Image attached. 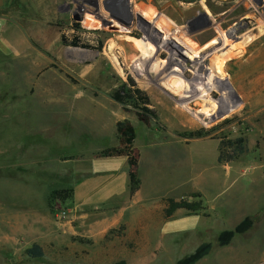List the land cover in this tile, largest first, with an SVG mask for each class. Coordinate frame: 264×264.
I'll return each mask as SVG.
<instances>
[{"label": "rangeland", "instance_id": "374dc122", "mask_svg": "<svg viewBox=\"0 0 264 264\" xmlns=\"http://www.w3.org/2000/svg\"><path fill=\"white\" fill-rule=\"evenodd\" d=\"M103 17L133 31L107 28ZM234 27L236 33L225 32ZM263 36L264 0H0V264H176L205 243L209 249L193 264H264ZM122 39L146 47L129 53ZM207 48L202 62L198 54ZM139 53L154 54L157 70H139ZM220 58L223 72L210 64ZM171 59L181 69L168 67ZM213 74L228 83L226 99L211 85ZM175 76L204 100L187 108L170 85ZM124 82L146 93L148 123L112 98ZM125 119L134 127L140 164L128 193L139 197L123 212L126 221L108 232L121 241L96 258L76 246L108 241L74 242L73 249L59 223L66 199L48 197L56 244L44 240L39 257L26 254L30 242L20 234L8 245L4 231L32 215L25 192L42 211L44 193L75 182L67 172L103 177L116 168L112 158L64 160L111 144L116 122ZM239 137L244 150L218 161ZM174 202L187 206L171 210ZM245 217L246 230L219 240Z\"/></svg>", "mask_w": 264, "mask_h": 264}, {"label": "crops", "instance_id": "0c3cea01", "mask_svg": "<svg viewBox=\"0 0 264 264\" xmlns=\"http://www.w3.org/2000/svg\"><path fill=\"white\" fill-rule=\"evenodd\" d=\"M151 143L154 144L153 142ZM135 144L136 133L133 141V147L135 150H137ZM117 145L118 138L114 139L111 144H104L94 147L88 151L81 150L77 154L68 155L64 160L66 161L69 159H85L95 157L112 158L118 162L116 168L109 170L108 173L110 174H107L103 177L100 176L99 172H92L88 170L80 171L78 168L67 172L71 178L75 177L76 180L75 182L72 181L71 184L64 187L72 188L73 194L70 198L66 199L64 202H61L62 206L64 205V207L59 210V213L61 214V217H66V220L63 223H59L66 227L70 241L73 242L72 248L74 249L76 243H87L88 246H90L89 244L92 242H101L105 240L109 242H106V246L103 245L99 246L98 248H89L85 245L81 247L80 245L79 247L76 246L77 249L80 248L84 253H86L88 258H96L97 253L102 250L108 252L111 251L112 247L110 244L117 240L121 241V234L115 235L114 238L111 239V237L108 236V232L116 228L120 223L124 222L125 218L123 216V212L131 207L130 203L134 202V204H136L138 202V192L135 193L134 197L128 193L132 175L127 156L101 154L103 149ZM117 172L119 173L117 174ZM121 172L124 173L121 174ZM81 178L84 180L79 183L78 181ZM27 192L31 193L30 191ZM50 192H46L43 195L44 209L42 211L37 208H33L31 202L34 198L31 196H26L27 193H24L25 200L30 204L29 207L33 209L31 212L32 215L31 217L28 216L25 218L22 225L14 224L16 227L12 225L13 227L11 226V228H8L6 231H4V236L7 238L5 241H7L8 245L13 241L11 235H18L19 237V234L23 238L27 237L28 241L30 242L28 246L26 245V248L30 247V245L33 243H36L39 244L43 249L42 242L44 240L52 244L53 242L56 244L57 239H55L50 231L51 222L53 221L51 213L48 209V197ZM112 199L115 200L114 203L110 202ZM116 210H119L120 213H115ZM22 226L26 227V231ZM44 228H46L45 231L48 233L44 234ZM0 242L3 244L2 240H0Z\"/></svg>", "mask_w": 264, "mask_h": 264}, {"label": "trees", "instance_id": "16d2710c", "mask_svg": "<svg viewBox=\"0 0 264 264\" xmlns=\"http://www.w3.org/2000/svg\"><path fill=\"white\" fill-rule=\"evenodd\" d=\"M112 98L119 103L130 104L133 108L136 109L138 118L144 123H148L149 114L152 110L148 109L147 105L149 104V99L146 93L137 88L130 87L126 82L122 83L120 87L113 91ZM151 114V113H150ZM116 135L118 138V146L108 147L101 151V154L104 155H126L128 158V164L130 166V171L133 177L137 172V162H138V154L137 150L133 147V141L135 138V131L133 125L127 120H119L116 122ZM192 136L200 137L202 136L200 133L195 132L191 133ZM220 149L222 146H219ZM243 139L239 137L236 140V146L233 148V152L227 153L224 155L222 151H220L218 156V161L220 162H228L234 156L241 153L243 151ZM136 155V157H134ZM73 189L72 188H59L53 189L49 195L50 199H58L65 200L72 196ZM180 206H187L186 203H176L172 204L171 210L174 208H178ZM169 211V210H168ZM251 224V218L245 217L234 229L225 230L221 232L219 236V240L227 241L229 240L236 232H242L246 230ZM209 249V244H203L199 246L195 252L190 255L185 256L184 258L177 261L176 264H193L196 260L201 258ZM26 254L30 257H39L43 254V249L39 244L33 243L30 247L26 248ZM115 264H123V262H118Z\"/></svg>", "mask_w": 264, "mask_h": 264}, {"label": "bare ground", "instance_id": "6f19581e", "mask_svg": "<svg viewBox=\"0 0 264 264\" xmlns=\"http://www.w3.org/2000/svg\"><path fill=\"white\" fill-rule=\"evenodd\" d=\"M100 17V16H99ZM101 19V18H100ZM119 21H117V20H115V19H108V18H106V17H103L102 18V21H101V24L102 25H104L105 27L107 26V28H111V29H114V27H119L120 29H118L117 31H121V30H125V29H127L128 30V32L129 31H133V30H131V28H128V26L127 25H125V24H122V26L120 27L119 26V23H118ZM108 24H110V25H108ZM238 25V24H237ZM236 26V25H235ZM241 26V25H240ZM237 28H235L234 27V29L233 30H226L225 32L226 33H228L229 35H231L232 33H236V30ZM259 32V31H258ZM222 33H224V32H222ZM44 36H47V35H44ZM44 36H42V38L44 37ZM250 36V35H249ZM227 36H225V38H226ZM263 38H264V36H263ZM45 40H46V37L44 38ZM220 39H222V38H220ZM225 40H227V39H225ZM248 41V40H247ZM130 42L131 41H129V40H127V39H122L121 41H120V43H121V46L122 47H129V53L130 52H133V50L135 49V51L137 52V51H139V52H141V50H143V49H145V47H146V43H141V44H138V45H135V46H130L129 44H130ZM245 42H246V40H245ZM252 42V41H251ZM236 48V47H235ZM138 49V50H137ZM208 51H209V48H207V49H205V51H202V52H200L199 54H198V59L200 60V61H205V60H207L205 57L206 56H208ZM120 53V52H119ZM238 53V52H237ZM136 54V53H135ZM22 55V54H21ZM132 55V54H131ZM138 55H140L141 56V60L138 62L137 61V63H135L136 65H137V68H139V70H142V72H145L144 71V69L145 68H147V69H149V70H157V65H158V63H157V58L156 57H154V54H152V53H145V54H138ZM24 56V55H23ZM139 56V57H140ZM221 56V55H220ZM214 57H216V56H214ZM208 58V57H207ZM212 59H213V57H211ZM212 59H210V60H212ZM210 60H209V63H210ZM171 61V62H170ZM135 62H136V60H135ZM225 62H226V60L224 59V58H220V59H218V60H216V61H212V63H210L212 66H213V68L215 67V69L217 70V72H223V69H224V65H225ZM132 63V62H131ZM165 63H166V61H165ZM214 63V64H213ZM162 65H164V64H162ZM161 65V66H162ZM169 65H171V66H175V68H179V69H181V66L179 65V63L178 62H176V61H174V60H167V66L169 67ZM166 66V67H167ZM131 67H133V66H131ZM167 67V68H168ZM134 69V68H133ZM164 69V68H163ZM182 71V70H181ZM138 72V71H137ZM172 72V71H171ZM146 73V72H145ZM175 73H177L178 75H180L179 74V72H175ZM176 74V75H177ZM173 77V76H172ZM156 78V77H155ZM225 80V79H224ZM183 80L181 79V78H178L177 76H175V78L173 79V82L171 81V79L169 80V82L171 83L170 85H171V87L173 88V91H175L176 93L177 92H179L180 93V98H181V100H182V102L183 103H185L186 104V107L187 108H189L190 109V104L193 102V101H196L197 100V102H195L194 103V105H196L197 103H201V100L203 99L204 100V98H205V95L202 93V92H200L199 91V89H197V90H195V91H193V92H191L190 91V87L192 86V84L190 85V82H182ZM205 81H207V80H205ZM181 84V85H180ZM228 83H226V82H219L218 83V80L214 77V74H213V82L211 83V85L213 86H215L217 89H220L222 92H223V94H224V97L223 98H225V96L226 95H230V94H232L231 93V89H230V87L227 85ZM199 86V85H198ZM252 86H254V84H252ZM196 89V88H195ZM190 97H192L193 98V100L191 99V100H188ZM226 99V98H225ZM180 101V100H179ZM227 102H229L228 100H226ZM204 102V101H203ZM207 102V101H206ZM198 104V106H200ZM232 105V104H231ZM202 106V109L204 110V111H207V109L206 108H204V105L202 104L201 105ZM216 106V105H215ZM215 106H212V107H215ZM211 107V108H212ZM202 109H200V110H202ZM202 112V111H201ZM215 114V113H214ZM203 118V117H202ZM200 119V118H199Z\"/></svg>", "mask_w": 264, "mask_h": 264}]
</instances>
